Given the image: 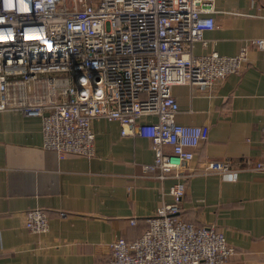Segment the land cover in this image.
Wrapping results in <instances>:
<instances>
[{
  "label": "built area",
  "instance_id": "1",
  "mask_svg": "<svg viewBox=\"0 0 264 264\" xmlns=\"http://www.w3.org/2000/svg\"><path fill=\"white\" fill-rule=\"evenodd\" d=\"M213 12L209 0H0V112L40 118L43 148L60 158L95 156L92 123L119 122L122 136L152 142L155 159L145 173L184 179L139 239L111 243L110 264H227L235 254L221 230L180 216L185 180L194 175L180 172L209 128L177 122L173 87L213 89L244 68L249 48L264 51V38H251L234 56L195 55V44L207 45L205 32L217 26ZM254 169L264 172V154ZM203 170L236 172L230 161H209ZM25 227L49 233L48 212L27 211Z\"/></svg>",
  "mask_w": 264,
  "mask_h": 264
},
{
  "label": "crops",
  "instance_id": "2",
  "mask_svg": "<svg viewBox=\"0 0 264 264\" xmlns=\"http://www.w3.org/2000/svg\"><path fill=\"white\" fill-rule=\"evenodd\" d=\"M216 28L197 42V56H234L251 38H264V0H209ZM185 126H207L208 138L181 170L186 192L180 216L215 226L235 254L227 264H264V51L249 48L248 63L219 86H174ZM154 121L142 118L140 122ZM95 156L60 158L43 148L42 120L0 112V264H110L113 241L139 239L148 218L172 203L181 178L147 174L152 142L122 136L116 121L95 120ZM209 161H230L235 173H204ZM48 212L50 231L25 227V213ZM135 221V224L131 223Z\"/></svg>",
  "mask_w": 264,
  "mask_h": 264
},
{
  "label": "clouds",
  "instance_id": "3",
  "mask_svg": "<svg viewBox=\"0 0 264 264\" xmlns=\"http://www.w3.org/2000/svg\"><path fill=\"white\" fill-rule=\"evenodd\" d=\"M12 5L11 4H8V7L10 8Z\"/></svg>",
  "mask_w": 264,
  "mask_h": 264
}]
</instances>
